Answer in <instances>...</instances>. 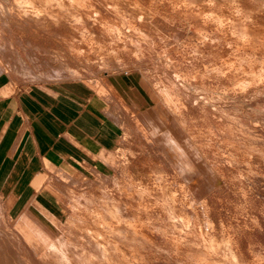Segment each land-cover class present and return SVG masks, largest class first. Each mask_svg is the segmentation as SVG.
Segmentation results:
<instances>
[{
	"label": "rangeland",
	"instance_id": "1",
	"mask_svg": "<svg viewBox=\"0 0 264 264\" xmlns=\"http://www.w3.org/2000/svg\"><path fill=\"white\" fill-rule=\"evenodd\" d=\"M0 56L106 85L122 134L31 231L0 202V264H264V0H0Z\"/></svg>",
	"mask_w": 264,
	"mask_h": 264
},
{
	"label": "crops",
	"instance_id": "2",
	"mask_svg": "<svg viewBox=\"0 0 264 264\" xmlns=\"http://www.w3.org/2000/svg\"><path fill=\"white\" fill-rule=\"evenodd\" d=\"M107 90L81 78L20 80L0 56V202L9 219L30 230L25 217L59 209L53 170L110 171L122 134Z\"/></svg>",
	"mask_w": 264,
	"mask_h": 264
}]
</instances>
